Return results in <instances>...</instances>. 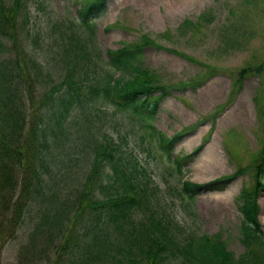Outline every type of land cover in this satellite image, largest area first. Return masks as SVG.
<instances>
[{
	"label": "trees",
	"instance_id": "trees-1",
	"mask_svg": "<svg viewBox=\"0 0 264 264\" xmlns=\"http://www.w3.org/2000/svg\"><path fill=\"white\" fill-rule=\"evenodd\" d=\"M107 3L86 0L77 18L48 32L32 24L29 0H0V239L26 232L29 217V224L39 221L20 247L26 264H264V159L237 197L245 251L236 257L219 235L187 231L167 215L150 167L125 149L126 138L103 131L104 107L126 112L144 149L159 158L156 167L182 180L178 197L189 204L245 170L203 184L183 179L202 146L176 153L181 135L156 126L167 88L144 67L152 39L124 42L106 55L97 49L95 20ZM81 157L85 170L62 197L61 174ZM42 238L48 243H37Z\"/></svg>",
	"mask_w": 264,
	"mask_h": 264
},
{
	"label": "rangeland",
	"instance_id": "rangeland-1",
	"mask_svg": "<svg viewBox=\"0 0 264 264\" xmlns=\"http://www.w3.org/2000/svg\"><path fill=\"white\" fill-rule=\"evenodd\" d=\"M85 2L29 0L32 24L50 32V25L57 21L77 18ZM142 36L155 42L145 50L144 67L167 88L158 104L157 128L168 136L181 135L176 153H190L202 146L183 179L203 184L245 170L225 189L202 192L189 204L178 197L182 180L163 164L156 167L159 158L144 149L147 141L142 142L126 112L104 107L101 127L117 141L126 138L125 149L150 167L161 187L167 215L187 231L219 235L239 257L245 247L237 197L244 186L253 185L257 165L264 159V0H108L95 20L93 37L103 55ZM45 55L50 58L48 51ZM85 160H74L68 172L61 174L62 197L77 184ZM259 203L264 233V194ZM39 208L44 207L39 206L32 216ZM30 220L29 231L0 239V264H26L20 247L39 219L29 224ZM37 243L47 244L48 238Z\"/></svg>",
	"mask_w": 264,
	"mask_h": 264
}]
</instances>
